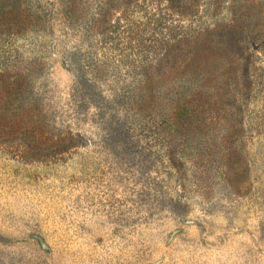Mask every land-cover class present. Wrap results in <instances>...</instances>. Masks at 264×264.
<instances>
[{"label":"rangeland","instance_id":"rangeland-1","mask_svg":"<svg viewBox=\"0 0 264 264\" xmlns=\"http://www.w3.org/2000/svg\"><path fill=\"white\" fill-rule=\"evenodd\" d=\"M33 8L44 25L0 37V71L26 86L10 105L15 140L0 144V264H264L262 53L234 129L222 102L198 118L172 114L184 104L176 79L151 97L139 58L157 51L139 50V5L111 16L104 47L93 9L73 20L58 0ZM31 127L81 143L29 161Z\"/></svg>","mask_w":264,"mask_h":264},{"label":"trees","instance_id":"trees-1","mask_svg":"<svg viewBox=\"0 0 264 264\" xmlns=\"http://www.w3.org/2000/svg\"><path fill=\"white\" fill-rule=\"evenodd\" d=\"M34 1L0 0V37H17L44 25L40 10L33 8ZM138 5L139 15L145 20L139 26V50L146 49L145 43L151 41L154 46L149 48L157 51L153 59L139 58L151 97L168 95L160 90L162 80L176 79L173 91L180 88L176 94L184 104L172 108V114L198 118L210 109L215 111L210 106L222 102L220 112L230 113L234 129L237 124L244 127L245 108L252 99L259 70V53L264 57V0H58L65 16L73 20L80 19V8L93 9L90 28L102 47L112 32L111 16H128ZM225 10L227 19L221 18ZM149 34L156 38H142ZM25 87L20 72L11 75L8 69L0 71V144L15 140L11 139L16 126L10 105ZM240 131L235 130L231 136L232 145ZM24 134L27 138L21 141L27 147V160L33 162H42L57 152L66 154L81 143L73 133H69L68 143L64 134L47 138L35 127Z\"/></svg>","mask_w":264,"mask_h":264}]
</instances>
